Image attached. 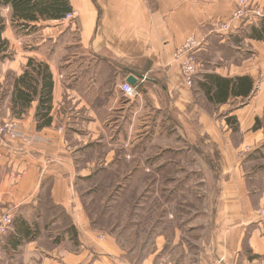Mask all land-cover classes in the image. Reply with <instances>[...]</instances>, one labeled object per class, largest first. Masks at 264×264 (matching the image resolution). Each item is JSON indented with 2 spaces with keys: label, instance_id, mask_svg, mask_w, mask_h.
<instances>
[{
  "label": "crops",
  "instance_id": "1",
  "mask_svg": "<svg viewBox=\"0 0 264 264\" xmlns=\"http://www.w3.org/2000/svg\"><path fill=\"white\" fill-rule=\"evenodd\" d=\"M238 1L70 0L73 21H41L33 30L15 28L3 10L12 57L0 62V119L34 142L0 136V202L14 215L0 236V264H189L190 256L195 264H264V219L256 213L264 207V41L246 36L258 22L251 15L230 32L213 29ZM250 1L264 12V0ZM189 36L203 41L193 88L176 55ZM30 58L46 62L54 78L52 123L43 128L36 101L20 118L12 112L13 76ZM131 76L137 98L121 90ZM243 77L247 91L235 88ZM216 78L232 80L224 102L208 91ZM190 152L217 191L138 194L126 203L134 210L111 223L129 187ZM100 180L117 187L103 191L96 211ZM157 197L174 227L166 235L155 221L150 252L137 256L142 247L124 240L140 228V204Z\"/></svg>",
  "mask_w": 264,
  "mask_h": 264
},
{
  "label": "trees",
  "instance_id": "2",
  "mask_svg": "<svg viewBox=\"0 0 264 264\" xmlns=\"http://www.w3.org/2000/svg\"><path fill=\"white\" fill-rule=\"evenodd\" d=\"M5 8L10 10L12 26L30 30L36 29L37 24L41 21L62 20L73 10L70 0H0V62L12 57L10 42L3 36L6 29V18L3 16ZM246 36L254 40L264 41V17L260 18L257 24L250 26ZM12 76L11 73L8 74V77ZM13 78V115L20 118L26 109L36 101L38 128L50 125L52 123L51 111L54 91V78L50 66L46 62L30 58L24 72L19 76H13ZM237 79L235 88L247 91L251 82L250 78ZM231 82V79H212L210 85L207 86L208 91H213L218 102H224L227 99ZM0 96L2 97L1 93ZM261 126V122L258 121L255 127Z\"/></svg>",
  "mask_w": 264,
  "mask_h": 264
},
{
  "label": "rangeland",
  "instance_id": "3",
  "mask_svg": "<svg viewBox=\"0 0 264 264\" xmlns=\"http://www.w3.org/2000/svg\"><path fill=\"white\" fill-rule=\"evenodd\" d=\"M194 87V86H193ZM191 87V88H193ZM174 157V166L169 167L166 169L162 170H157L158 173L154 174H145L141 177L140 183H136L133 186L129 187L130 188V195L127 197V200L123 202L121 205L119 211L117 210L115 205V209L117 212H115L113 215H115V218H113V221L111 223H114L116 220V215H122L126 214L128 212H131L132 207H128L126 203H131V205L137 203V198L136 196L138 194H145L147 192H152L156 191V193L160 194L161 196H164V194H175V193H185L189 195H206L207 193L210 192H215L217 189H214V187H211L207 182L202 181L204 178L203 172L197 167L198 164V159L194 153H188V154H183V155H176ZM182 164V168L180 167ZM129 169H125L124 172L125 174L129 172ZM120 170H114V176L116 181L121 180L120 175ZM123 176V175H122ZM145 176V177H144ZM150 178V180H148ZM183 178V181L179 183V181ZM156 179V184L154 185ZM179 181L177 182V180ZM185 181H188V184H185ZM183 182V183H182ZM150 183V184H149ZM182 183V184H181ZM100 191L98 192L97 198L98 201L96 200V204H94V210L100 211L101 204L100 201L103 197V191L106 190V194L115 190L117 185H111L108 181H101L100 180ZM110 188H113V190L110 191ZM151 188V189H149ZM164 199L163 197H157L155 199H152L151 201L147 202H142L140 204L141 207V214H142V219L140 220V228L137 229L134 233L130 234V237L127 238L125 243L132 245L135 243V246L142 247L138 250H135V254L137 256L143 255L145 252H150V248L152 247L151 244H149L147 241L148 237L151 234V230L154 228L153 223L155 222L157 226H160L161 232H166V235L169 234L171 229L174 227V224L169 221V219L164 218L165 215V207H164ZM177 215L180 216L183 214L182 211L177 210L176 211ZM126 217V216H125ZM191 216L187 217L190 218ZM187 218H182L181 220H187ZM124 219V218H123ZM205 221L207 222V214L205 215ZM159 228V227H158ZM157 234H160L158 232ZM172 235V234H171ZM189 239H194L196 236V233L194 232H187L185 234ZM144 245L146 247H144ZM150 246L149 248H147ZM175 251V252H174ZM195 251V249H194ZM168 252H174L176 254H179L181 252L180 249H170ZM140 254V255H139ZM193 255V254H192ZM189 264H195L196 263V257L195 256H190V259L188 260Z\"/></svg>",
  "mask_w": 264,
  "mask_h": 264
},
{
  "label": "built area",
  "instance_id": "4",
  "mask_svg": "<svg viewBox=\"0 0 264 264\" xmlns=\"http://www.w3.org/2000/svg\"><path fill=\"white\" fill-rule=\"evenodd\" d=\"M248 15H251L254 21H259L260 18L264 17V12L250 0H239L236 9L232 12L229 19L215 21L213 29L222 34L230 32L234 29V23L245 19ZM75 16L76 13L71 11L62 20L63 22H71L75 19ZM202 45L203 41L199 40L196 36H189L178 48L176 53L180 59L182 79L190 88L194 86L195 78L199 71L197 54ZM121 90L129 98H137L140 96L138 87L132 85L129 81H124L121 84ZM0 136L2 138L20 139L26 146H31L34 142L32 137L20 134L16 123L13 121L0 119ZM1 158L2 152L0 151V162ZM256 213L260 218L264 219V207L259 208ZM13 224L14 215L10 211H2L0 202V236L7 234Z\"/></svg>",
  "mask_w": 264,
  "mask_h": 264
},
{
  "label": "water",
  "instance_id": "5",
  "mask_svg": "<svg viewBox=\"0 0 264 264\" xmlns=\"http://www.w3.org/2000/svg\"><path fill=\"white\" fill-rule=\"evenodd\" d=\"M128 81L131 82V83H134L135 82V78L134 76H131L128 78Z\"/></svg>",
  "mask_w": 264,
  "mask_h": 264
}]
</instances>
